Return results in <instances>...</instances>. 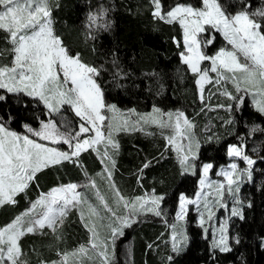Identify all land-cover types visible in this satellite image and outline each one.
<instances>
[{
  "label": "snow or ice",
  "instance_id": "1",
  "mask_svg": "<svg viewBox=\"0 0 264 264\" xmlns=\"http://www.w3.org/2000/svg\"><path fill=\"white\" fill-rule=\"evenodd\" d=\"M151 2L155 18L180 25L184 47L180 52L181 62L196 76L201 102L205 100V85L211 84L217 87L220 95L234 102L227 106L218 104L217 108H224L229 113L234 108L239 110L247 95L251 96L255 109L264 114V0L255 9H252L250 0H239L241 9L234 14L220 0H201L200 7L177 3L166 12L161 0ZM107 12L108 9L101 8L97 13H90L89 28L94 24L103 29L110 27L107 21L99 23ZM53 25L52 0H0V31L6 34L12 57L10 64H0V104L6 105L10 96L16 98L14 103L23 107L28 106L29 100L34 101L44 106L47 117H37L38 127L24 123V131L17 132L10 127L16 117L10 112L0 114V207L15 205L16 197L25 193L37 174L47 168L65 162L83 167L79 160L81 154L92 150L104 165L103 173L97 175L108 181L114 204L117 208L123 207L127 214L117 216L116 209L100 192L96 180L85 170L86 183L83 185L67 183L52 187L48 192L40 193L23 213L0 226V264H28L21 247L22 238L43 233L45 228L56 233L74 208L81 209L80 219L90 238L87 244L72 252L60 253L61 259L52 264H115V239L134 222L131 217L140 213L160 217V204L164 199L154 193L133 199L122 194L112 179L116 165L113 153L119 149L115 135L129 131L144 132L145 126H155L166 141V150L171 148L176 154L182 174L190 170L195 174L200 143L195 140V124L181 110L165 112L154 106L149 113H137L135 109L122 111L115 104L107 103L105 92L98 83L102 68L83 62L79 53L71 54L55 33ZM213 31L221 34L230 47H222L209 56L204 49L213 44L215 37H204ZM175 42L180 47V41ZM205 61L210 64L202 67ZM116 75H121L119 70ZM229 83L232 90L227 87ZM211 95L213 93L209 90V99ZM65 107L78 118L75 127L62 115ZM56 117H60L59 121ZM225 123L234 121L230 119ZM251 131L264 129L254 126ZM194 140L196 151L193 150ZM60 145L66 146L67 150ZM227 155L243 160L247 167L240 169L233 162L218 173L223 181H211L208 173L213 165L203 164L199 181L201 191L197 192L195 199L181 194L177 221L185 220L187 205H197L200 226L207 234L209 229L204 225L213 220L217 205L227 207L224 203L226 196L232 197L234 204L242 205L237 195L240 185L245 178L252 179L253 165L257 161L246 154L243 143L229 145ZM150 165L151 161L146 162L140 171ZM87 189L93 191L98 203L90 202ZM85 206L87 216L83 210ZM101 211L110 215L100 216ZM94 217L101 221V226L105 218H114L113 224L117 226L108 225L111 251L109 241L101 239ZM230 217L244 220L242 207H232ZM170 227L172 251L179 254L186 247L188 237L182 228L177 230V224ZM232 242L240 244L241 240L238 235H229L227 220L221 221L213 230L212 249L230 253L233 251ZM167 259L171 261L173 257ZM41 264L45 262L41 261Z\"/></svg>",
  "mask_w": 264,
  "mask_h": 264
},
{
  "label": "trees",
  "instance_id": "2",
  "mask_svg": "<svg viewBox=\"0 0 264 264\" xmlns=\"http://www.w3.org/2000/svg\"><path fill=\"white\" fill-rule=\"evenodd\" d=\"M220 2L233 14L241 9L239 0ZM177 3L201 6V0H161L165 12ZM250 3L255 9L261 0H250ZM101 8L108 9V12L99 23L107 21L110 27L103 29L94 24L89 28V14L97 13ZM153 10L151 0H53V27L71 54L79 53L83 62L102 68L98 83L105 92L107 103L138 111H149L153 106L162 110L178 109L189 119H194L202 127V145L197 159L199 166L212 163L211 171L215 174L219 167L228 163L227 150L231 143L240 145L245 140L247 147L251 148L255 142L259 151L253 180L241 188L245 219L232 217L230 222V236L238 235L241 240L240 244L232 242V252L212 250L209 239L204 237L202 227L195 223V215L190 211L187 220L189 244L179 255L167 247L161 226L148 220L135 223L117 240L115 264H264V131H246L249 125L264 129V114L247 102L242 109L234 108L229 115H223V119L215 116L212 122L207 123L212 114L204 111L207 99L201 102L196 76L181 62L180 52L184 51L182 29L178 23L169 24L155 18ZM213 33L217 38L205 49L208 54L226 42L221 34ZM173 38L180 41V47ZM10 47L6 34L0 31V51L3 52L0 64H10ZM118 70L119 76L116 75ZM15 99L10 96L6 105L0 104V114L10 112L16 117L10 124L11 128L23 130L22 124L28 122L39 126L37 117L47 118L42 104L29 100L28 106L23 107L14 103ZM62 114L69 115L75 126L78 124V118L70 108L65 107ZM227 117L234 123L222 125ZM245 117L249 120L245 121ZM236 126L237 133H234ZM216 127H219L218 134L213 133ZM147 132L154 134L133 131L117 135L120 149L116 157L115 182L123 193L129 195L153 186L158 194L164 195L163 209H169L173 214L181 192L188 196L196 192L198 178L197 175L182 174L170 150H166L160 130L155 128ZM92 153L89 150L80 156L83 167L65 162L38 173L29 189L16 197L15 205L0 207V226L20 215L41 192L61 184L83 181L85 170L88 174L100 170L101 163ZM148 161L151 165L141 172ZM89 238L90 233L84 227L79 211L73 209L56 233L46 230L28 234L22 238L21 247L28 264H36L43 260L53 261L60 257V253L87 244ZM130 240L131 257L125 252V244ZM169 256L173 257L171 261L167 259Z\"/></svg>",
  "mask_w": 264,
  "mask_h": 264
},
{
  "label": "rangeland",
  "instance_id": "3",
  "mask_svg": "<svg viewBox=\"0 0 264 264\" xmlns=\"http://www.w3.org/2000/svg\"><path fill=\"white\" fill-rule=\"evenodd\" d=\"M53 1V0H52ZM180 4H185V3H180ZM202 6V5H201ZM200 7V6H199ZM211 36H214L215 38H217V36L213 33V32H211L209 35H206L204 38L205 39H208V38H211ZM182 40H183V38H182ZM214 42H215V40H214ZM213 42V43H214ZM212 45V44H211ZM222 47H230L228 44H227V41L225 42V44L223 45V46H221V47H219L218 49H216L215 51H214V53H212V54H208V53H206L207 55H209V56H211V55H214L220 48H222ZM204 51H205V49H204ZM206 52V51H205ZM210 64V62H208V61H205L204 63H203V65H202V67L203 66H208ZM210 75H212V76H215V74L214 73H210ZM227 87H228V89L229 90H232V87H231V84L229 83L228 85H227ZM209 90L211 91V93H213V95H211V98L209 99L208 97H209ZM221 91H223V89H220ZM199 93V92H198ZM0 94H2V93H0ZM204 95H205V98L207 99V104L205 105V109H204V111H206V110H208V111H210V112H212V114L209 116V119L207 120V123H209V122H212L213 121V117L215 118V116H217V117H219V118H224V116H226V115H229L230 113L226 110V109H224V108H217L216 106L218 105V104H224V105H228V104H233L234 102L233 101H230V100H228L226 97H224V96H222V95H220L219 94V92L217 91V87L216 86H214V85H211V84H209V85H205V93H204ZM199 96V95H198ZM247 102H249L250 104H251V106H253V104H252V98H251V96H245V102H244V104L243 105H245ZM109 104H114V103H109ZM116 105V104H115ZM242 105V106H243ZM117 106V105H116ZM240 107L241 109L243 108V107ZM118 107V106H117ZM154 107V106H153ZM153 107L151 108V110H149V111H138V110H136V112L137 113H149V112H151L152 111V109H153ZM155 107H157V108H160V107H158V106H155ZM254 107V106H253ZM119 109H121L122 111H127V110H129V109H122V108H120V107H118ZM255 108V107H254ZM161 109V108H160ZM222 109V110H221ZM176 110H178V109H173V110H163V111H165V112H168V111H172V112H175ZM182 111V110H181ZM63 112H64V110H63ZM65 118H67L69 121H71V119L68 117L69 115H65V114H62ZM224 115V116H223ZM188 117V116H187ZM189 118V117H188ZM230 118V117H229ZM228 117L226 118V119H224L223 120V124L222 125H224V124H226L225 123V121H227L228 119H229ZM249 117H245L244 119H245V121H248L249 119H248ZM40 119H46V118H40ZM56 119H57V121H59V119H60V117H56ZM190 120L195 124V128H194V134H195V140H198L199 141V143H200V147H199V149H198V152H197V156L199 157V152H200V149H201V145H202V141H201V133H200V131H201V129H202V127L200 126H198L197 124V122H195V121H193L194 119H192V118H190ZM72 123H73V121H71ZM28 124H31L33 127H38V126H36V125H34V124H32V123H29L28 122ZM75 122L72 124L73 125V127H75ZM198 126V127H197ZM255 126H257V125H255ZM148 127V128H147ZM254 126H247V132H252L251 130H252V128H253ZM156 127L155 126H145V133L147 132V130H150V129H155ZM13 129V128H12ZM156 129H158V128H156ZM219 129V127H216L215 129H214V131L215 132H213L214 134L216 133V134H218L217 133V131H219L218 130ZM13 130H15V131H17V132H23L24 131V129L23 130H16V129H13ZM159 130V129H158ZM237 131V126H236V128H234V133H237L236 132ZM129 132H133V131H129ZM167 134V133H166ZM253 134V133H252ZM118 134H116L115 135V139L117 140V138H118V136H117ZM211 136H213V137H215V135H212L211 134ZM211 136H209L208 138H211ZM195 140H194V144H193V150L194 151H196V149H195ZM211 140V139H210ZM118 141V140H117ZM253 142V141H252ZM119 143V142H118ZM165 143H166V141H165ZM244 145H245V152H246V154L247 155H249L252 159H254V160H256V158H257V156L256 155H258V151H259V148H258V145L257 144H254V143H252V146H251V148L250 147H247V144H245V143H247L245 140L242 142ZM234 143H231V144H229V145H233ZM229 145H228V147H229ZM235 145H237V146H239V144H235ZM59 147H61L62 149H65V150H67L66 149V146H64V145H60ZM101 147V150H103V146L101 145L100 146ZM119 149H120V145H119ZM119 149H118V151L117 152H115V153H113V159H115V161H116V157H117V155L119 154ZM169 150H170V153L173 155V159L176 161V163L180 166V164H179V162H178V159H177V156H176V154L171 150V148H168ZM249 149H251V153H249ZM254 149H255V151H254ZM109 151L111 152L112 150L111 149H109ZM93 153L92 154H95L96 156H97V154L94 152V151H92ZM82 155V154H81ZM97 158L99 159V161H100V158L97 156ZM198 159V158H197ZM197 159H196V161H195V164H196V169H195V174H193L192 173V171L190 170L189 172H187V173H183V174H189L190 176H195V175H197V189H196V192L193 194V195H190V196H188L187 194H186V192H181L180 193V195H179V199H180V196H181V194H183L186 198H188V199H195L196 198V194H197V192H199V191H201V188H200V184H199V181H200V179H201V175H202V172H201V168H202V165L203 164H206V163H208V162H206V163H203L202 165H198V162H197ZM81 160H83L82 158H80V161ZM233 162H235V163H237V165H238V167L240 168V169H244L245 167H247V165H246V163L243 161V160H241V159H239V158H232V157H229V161H228V163H226L225 165H223V166H221V167H219V169H217L218 171L215 173V174H213L212 173V171L210 170L209 171V173H208V177H209V180H211V181H223L224 180V178L222 177V176H220V175H218V173L221 171V169H227L228 168V166L231 164V163H233ZM100 163H101V161H100ZM210 164H212V163H210ZM213 165V164H212ZM101 166H102V168L99 170H96V171H94L92 174H88V176L89 177H91V178H94L95 180H96V182H97V185H98V187H99V189H100V192L103 194V195H105V197H106V199L108 200V202H109V204H110V206H112L113 208H115L116 209V212H117V216H123V215H126L127 214V212H126V210L125 209H123V207H118L117 208V206L114 204V195H113V192L111 191V189H110V187H109V183H108V181L103 177V176H101V175H97L98 173H103V169H104V165L101 163ZM181 167V166H180ZM255 167H256V164L255 165H253V169H252V179L251 180H253V177H254V170H255ZM117 164L115 165V170L113 171V177H112V179L115 181V173H116V171H117ZM182 169V168H181ZM182 171V170H181ZM251 180L249 181V180H247V178H245L244 179V181H243V183H241V185H240V192L237 194L238 195V198H239V200L240 201H242V205H237V204H234V200H233V198L232 197H229V196H226L225 197V200H224V203H226L227 204V207L225 208V207H220L219 205H217L215 208H214V212H215V215H214V218H213V220L212 221H208V222H206V224L204 225V227H206V228H208L209 229V231H208V233L207 234H205V232H204V228H202L203 229V235H204V237L205 238H208L209 239V241H210V243L212 244V239H213V230L215 229V228H218L219 227V225H220V223H221V221H224V220H227L228 221V230H229V226H230V222H231V219H232V217H230V211H231V208L232 207H234V206H236V207H242L243 208V203H245L244 202V200H243V198H242V196H241V188L243 187V185H245L246 183H250L251 182ZM69 183H76V184H78V185H83L84 183H86V177L83 179V181H79V182H69ZM65 184H67V183H65ZM115 184L117 185V183L115 182ZM117 187L120 189V186L119 185H117ZM50 190V189H49ZM48 190V191H49ZM48 191H46V192H48ZM86 191V194L90 197V202H92V203H98L96 200H95V196H94V194H93V191L91 190V189H87V190H85ZM120 191L122 192V194L125 196V197H127V198H129V199H133V198H135V197H138V196H145L146 194L147 195H152L153 193L156 195V196H162L163 198H164V195H162V194H158L157 192H156V190H155V188L153 187V186H151L150 188H147V187H144L143 188V192H139V193H137V194H133V195H129V194H126V193H123V190H121L120 189ZM205 191H208V189H205ZM42 193V192H41ZM38 198V196L36 197V199ZM36 199H34L33 201H35ZM164 200V199H163ZM163 200L161 201V204H160V208H161V210H162V215L160 216V217H157V216H155L154 214H152V213H140V214H137V215H134L133 217H131V219L134 221L132 224H131V226L130 227H126V228H124L123 229V235L122 236H124L125 235V233H126V231H127V229H129V228H131L135 223H143L144 221H148V220H151V221H154V222H156L157 224H159L160 226H161V229H162V234L164 235V237H165V240H164V242H166V244L168 245L167 247L170 249V251H172V241H171V233H172V229H171V227H170V225H172L173 223H175V224H177V230L179 231L181 228L185 231V233H186V235H187V237H188V240H187V245L189 244V240H190V237H189V233H187L188 232V215H189V213H190V211L193 213V215H195V223H197V225H199L200 226V223H199V220H200V215H199V212L197 211V208H198V206L197 205H194V204H189V205H187V215H186V218H185V220H183V221H177L176 220V213H177V211L179 210V201H178V206H177V208H176V211H175V213H173V214H170V212H169V209L167 210V209H163ZM31 204V203H30ZM30 207V206H29ZM28 207V208H29ZM27 208V209H28ZM74 209H76L77 211H79V214H80V212H81V209H79V208H74ZM26 210V209H25ZM24 210V211H25ZM73 210V209H72ZM71 210V211H72ZM84 212H85V215L87 216V207L85 206L84 207ZM23 211V212H24ZM70 211V212H71ZM200 211H203V209L201 208L200 209ZM22 212V213H23ZM69 212V213H70ZM107 215H110V214H106L105 212H103V211H101L100 212V216H105V217H107ZM172 216H174L173 218H172ZM66 219V218H65ZM94 220H95V222H96V224H97V228H98V231H99V233H100V237H101V239H104V240H107V241H109V244H110V251H111V234H110V229H109V227H108V225L109 224H113V220H114V218H112V219H108V218H105L104 220H103V222H102V224H103V226H101V221L98 219V218H93ZM62 225H59L58 226V229L61 227ZM113 226H117L116 224H113ZM46 230H49L50 232H52L50 229H47V228H45L44 230H43V232H45ZM37 233H40V232H37ZM229 235H230V232H229ZM122 236H118L116 239H115V247H116V242H117V240L120 238V237H122ZM264 243V242H263ZM210 244V245H211ZM78 247H76V248H73V249H70V250H67V251H65V252H72L73 250H75V249H77ZM187 248V246L184 248V250ZM23 250V249H22ZM183 250V251H184ZM213 250V249H212ZM182 251V252H183ZM125 252H126V254L128 253V256L129 257H131V252H132V248H131V240L130 241H128L127 242V244H125ZM173 252V251H172ZM174 253V252H173ZM181 253V252H180ZM25 254V253H24ZM179 255V254H178ZM24 259H26V256H24ZM61 259V256L59 257V258H57V259H55V260H53V261H59ZM27 260V259H26ZM44 262H45V264H52V260H43ZM28 262V261H27ZM36 264H41V262L39 261V262H37Z\"/></svg>",
  "mask_w": 264,
  "mask_h": 264
},
{
  "label": "water",
  "instance_id": "4",
  "mask_svg": "<svg viewBox=\"0 0 264 264\" xmlns=\"http://www.w3.org/2000/svg\"><path fill=\"white\" fill-rule=\"evenodd\" d=\"M218 264H220V263H218ZM222 264V263H221ZM225 264H232V263H225Z\"/></svg>",
  "mask_w": 264,
  "mask_h": 264
}]
</instances>
